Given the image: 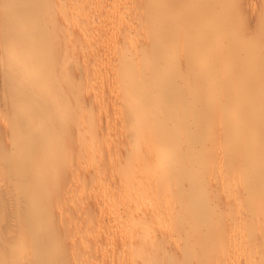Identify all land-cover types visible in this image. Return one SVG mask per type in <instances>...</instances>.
I'll return each mask as SVG.
<instances>
[{
	"label": "bare ground",
	"instance_id": "obj_1",
	"mask_svg": "<svg viewBox=\"0 0 264 264\" xmlns=\"http://www.w3.org/2000/svg\"><path fill=\"white\" fill-rule=\"evenodd\" d=\"M130 2L132 6H127L132 10L128 14L109 11L116 13H111L113 22L122 25L118 26L120 33L111 34L109 39L119 48V55L102 58L100 63L101 52L93 58L94 65L110 69L103 79L111 84L110 92L117 99V104L111 105V109L114 106L118 110L113 107L115 114L109 107L104 111L97 106L104 98L97 101L89 94L93 79L89 70L94 66L82 54L92 48L99 50L110 36L90 43L87 34L95 25L85 12L92 14L99 0H88L83 5L78 0H0V119H5L1 121L8 125L6 128L11 127L8 133L13 137H7V133L5 139L17 135L19 140L8 151L5 139L0 138V153L4 145L7 152L20 155L5 162L1 156L0 180L6 174L12 189L30 191L9 204L0 181V204L9 210H4L8 218L0 207V219L6 216L0 220V264H14L19 257L30 258L24 264H81L78 258L83 235L94 239L115 236L116 231L113 234L109 229L120 226L125 218L129 225L121 224L126 235L117 253L135 256L131 264H183L179 258L199 264L203 260L199 254L235 250L246 235L249 240L244 253H254H249L246 260L264 264V147L246 153L244 159L255 166L249 169L245 160H237L242 154L236 155V145L230 146L227 157L235 162L232 160L227 167L230 172L220 179L213 178L210 172L214 169L196 176L198 164L185 162V158L196 157L203 149L200 128L206 124L213 126L225 119L223 132L218 129L224 136L219 135L225 139L226 132H233L243 143L264 128V0ZM111 15H106L107 19ZM248 22L254 23L257 35L251 29L253 33L235 35L234 42V36L227 43L220 40L232 36L225 30L242 31L240 28ZM214 39L222 43L217 42L222 52L216 49L220 54L208 58L205 54L209 44L216 42H211ZM227 56H231L228 62L233 61L228 66ZM222 61H226L224 66ZM218 91L222 96L214 99ZM110 111L115 117L109 116ZM5 114L10 115L8 121ZM253 115L259 120L257 117L253 123L238 126L240 120ZM236 125L239 128L234 129ZM259 138L263 140L264 135ZM41 144H47L48 149L38 150ZM91 155L96 157L92 160ZM225 158H220L222 163ZM21 159L24 163L19 162ZM232 173L233 177L248 178L242 185L243 180L238 181L235 187L237 178L228 177ZM43 176H48V186H43L44 179L42 183L38 179ZM54 179L58 183L50 182ZM83 184L91 185L89 191L99 188L96 194L91 191L86 202H76L75 209L73 202L68 209L61 206L64 210L59 212L60 207L56 211L55 206L60 204L55 205L57 201L52 202L48 194L54 195L55 191L57 196V191H65L68 197L62 196L68 200L74 191L71 198L77 196ZM100 188L107 189L104 193L108 197L104 194L99 198L103 194ZM114 192L124 195H117L127 202H123V209H118L121 202L117 209L111 202ZM246 194L251 204L241 201ZM106 204L112 208L115 205L114 211L109 212ZM256 213L257 219L252 220L250 216ZM56 222L59 224L53 226ZM70 229L76 232L70 233ZM61 233L70 238L63 236L62 242L55 243L54 238ZM170 240H174L172 245ZM168 243L176 247L170 249ZM189 249L197 260L186 256L193 253ZM178 252L188 258L179 254L178 261L167 260Z\"/></svg>",
	"mask_w": 264,
	"mask_h": 264
},
{
	"label": "rangeland",
	"instance_id": "obj_2",
	"mask_svg": "<svg viewBox=\"0 0 264 264\" xmlns=\"http://www.w3.org/2000/svg\"><path fill=\"white\" fill-rule=\"evenodd\" d=\"M88 2V0H78V3L79 4H81V5H83V3H87ZM129 1V2H128ZM99 0V3H98V5H97V7H96V9L94 10V11H92V14H91V11L89 12V13H87V12H85L86 14L85 15H88V14H90V16H91V18H92V20H91V23H93V25H95L90 31H88V35H89V39H92L91 41H90V43L91 42H97V41H103L104 39H105V36H108V35H110V36H108V40L106 41V43L104 42V45H102V47L99 49V50H97V49H93L92 48V50L90 49L89 51H87V52H83L82 54H83V56H85V57H89V59H91V61H92V63H93V58H95L97 55H99V52H101V59L99 60V63L100 62H102V60H104V59H102V58H114V57H116V56H118L119 55V53H120V51H119V48H117L114 44H112L111 43V41L109 40L110 39V37H111V34L112 35H115V34H118V32L120 33V30L119 29H121L122 28V25H120V24H116V22H113V20L115 21V19H114V17H112V15L113 14H116V13H118V12H120L121 13V11H122V14H123V11H124V13L126 12L127 13V11L129 10V11H131L132 10V8L130 9V7H129V5L127 6V4H131V2L130 1H132V0ZM124 3V4H123ZM122 4V5H121ZM118 6H120V9H122V10H120L119 8H118ZM130 6H132V4L130 5ZM123 7V8H122ZM128 9H127V8ZM115 10L116 11V13H114V11L113 12H110L109 13V11H112V10ZM117 9H119V11H117ZM126 9V10H125ZM128 11V12H129ZM94 13V14H93ZM108 13V14H107ZM111 13H112V15H111ZM125 13V14H126ZM100 14V15H99ZM128 14V13H127ZM106 15H109V17H110V15H111V18L110 19H112V20H110V19H107V18H109V17H107ZM89 16V17H90ZM106 16V18H104ZM114 16V15H113ZM96 21H95V20ZM253 21H254V19L253 18H251ZM251 19L249 20V21H251ZM97 22V23H96ZM96 23V24H95ZM112 23V24H111ZM248 23H250L249 25H247V23H246V25H244V27L242 28H240V29H243L242 31L240 30V31H238L237 32V29H236V31L235 30H233L232 32H231V30H230V32L228 33V31L227 30H225L226 32H227V34H232V36L231 35H228V36H231V37H228V38H226V39H220L223 43L225 42V43H227V42H229V41H231L232 39V37L234 36V39L232 40V42H234L235 41V38L237 37V36H239V35H242V36H244V35H246V34H244L245 32H247V33H249V32H252L253 30L255 31L256 29L254 28H252V27H254V23H252V22H248ZM98 24V25H97ZM256 25H258L257 23H255ZM116 26V27H115ZM118 26H120V27H118ZM259 26V25H258ZM256 27V26H255ZM260 28L261 27H263L262 25L261 26H259ZM252 29V31H249V30H251ZM259 29V28H258ZM262 29V28H261ZM223 31H224V28L222 29ZM239 30V29H238ZM264 30V29H263ZM224 31V32H225ZM253 31V32H254ZM105 32H106V35H104L105 34ZM110 34H109V33ZM252 32V33H253ZM108 33V34H107ZM255 33H256V35H257V31H255ZM238 34V35H237ZM250 34V33H249ZM197 35H200L199 33L197 34ZM235 35H237L236 37H235ZM253 35H255V34H253ZM241 36V37H242ZM258 36H259V34H258ZM258 36H256V37H258ZM227 37V36H226ZM240 37V36H239ZM103 38V39H102ZM263 38H264V35H263ZM261 39H262V36H261ZM260 39V40H261ZM224 40V41H223ZM263 41H264V39H262ZM214 41H216V42H214ZM263 41H261L262 43H263ZM211 42H214V44L213 43H211ZM210 43L211 44H209V49L207 50V52H206V57H208V58H210V57H215L214 55L217 53V50H218V47H219V45H220V43L221 42H219V40H212ZM217 42L219 43V45L217 44ZM207 44V45H208ZM222 44V43H221ZM212 48H211V47ZM215 46V49H213V47ZM216 46H217V48H216ZM233 46H234V44H233ZM263 47H264V45H263ZM251 48V47H250ZM213 49V50H212ZM217 49V50H216ZM221 49V48H220ZM264 49V48H263ZM218 51H220V50H218ZM236 51H238V50H235V53H238L239 51V53H243V51L239 48V51L238 52H236ZM242 51V52H241ZM220 52H222V51H220ZM220 52L218 53V55L220 54ZM234 52V51H233ZM229 53V54H228ZM227 53V55H230L231 53L230 52H228ZM238 53V54H239ZM208 54V55H207ZM234 54V53H233ZM232 54V55H233ZM210 55V56H209ZM217 55V54H216ZM217 55V56H218ZM231 55V56H232ZM234 55H237V54H234ZM104 56V57H103ZM231 56H227V62L226 61H222L223 62V66H224V62H226L225 64H226V66H228L227 65V63L229 64V63H231V62H233V61H230V62H228L229 60H231V58H229V57H231ZM235 57V56H234ZM234 57H232V60H233V58ZM229 58V59H228ZM223 59H225L226 60V57L225 58H223ZM95 61V60H94ZM233 64V63H232ZM92 65V64H91ZM91 65H90V67H91ZM231 65V64H230ZM94 66V67H93ZM93 68L92 69H90L88 72L91 74V78H93V79H91V81L89 82L90 83V86H88V88H89V94L94 98V99H96L97 101H100V99H103L104 100V102H101L100 101V103H97V106H100V108L102 107L103 108V110L104 109H106V108H110L111 109V105H116L117 103V99H115V98H113V95H112V92H110V90H111V84H108V82H107V80H104L103 78L106 76V75H108L109 74V71H110V69H108L107 68V66H102V67H100L99 68V66H96V65H94V63H93ZM225 66V67H226ZM98 67V68H97ZM247 69V68H246ZM91 70H92V72H91ZM166 72V71H165ZM88 73V74H89ZM89 74V75H90ZM93 74V75H92ZM96 74V75H95ZM94 76H95V78H97V80L94 78ZM95 79V80H94ZM93 81V82H92ZM88 83V84H89ZM115 84V83H114ZM92 86V87H91ZM87 88V89H88ZM86 91H88V90H86ZM92 93V94H91ZM218 93V94H217ZM217 94V95H216ZM110 96V97H109ZM214 99H219L221 96H222V93L221 92H216V93H214ZM213 98V97H212ZM116 103V104H115ZM94 104V107L96 106V103L94 102L93 103ZM113 106V107H114ZM113 107H112V109H111V111L112 112H114L116 109H115V107H114V109H113ZM102 108H101V110H102ZM108 108V109H109ZM109 109V110H110ZM104 111H106V110H104ZM110 111V117H111V115H112V112ZM116 111H118V110H116ZM115 111V112H116ZM114 112V113H115ZM7 113V112H6ZM9 113V112H8ZM114 113H113V115H114ZM9 114H11V113H9ZM9 114H7V115H9ZM116 114V113H115ZM6 114H5V116H6V120L8 121V119L10 118V115L9 116H7ZM12 115H13V113H12ZM112 115V117L111 118H113V117H115V116H113ZM258 117V116H257ZM256 117V118H257ZM2 119H0V122L1 123H3L1 120H5V119H3V117H1ZM256 118H254V115L253 116H250L249 118L248 117H246V118H243L242 120H240L241 122L239 123V125L238 126H240L241 124H245V125H247V123H253V121H256L257 119L259 120V117L256 119ZM246 119V120H245ZM225 122V119H223V120H221V121H219V124L218 123H216V124H213V126H212V124L211 125H208V124H206V125H204L202 128H200L201 130V134H202V136H201V141H203L202 143H203V149L202 150H205V151H203L202 153L204 154H206V155H202L201 154V151L202 150H200L199 152L200 153H198L201 157H197V156H199L198 154H195V155H197L196 157L194 156V155H192L191 157H187V158H185V162H187V163H189L188 165H190V164H193L194 163V165L196 166L197 164H198V166H197V168L198 167H200V168H198L197 169V172H196V176H198V175H200V174H202V173H204L205 174V172L206 171H208L209 172V170L210 171H212L213 169V171L212 172H210L211 174H213V178L214 177H220V178H222V175H225L226 176V174H228L227 172H230L229 171V168H228V170H227V167H229V165L231 164L232 165V160L233 159H231V161H229V159L230 158H228L229 156V154L228 153H226L227 152V150L229 149V147L230 146H235V147H233L234 148V150H236V149H239V153H237L236 155H238V154H242L241 156H237V160L238 161H240V163H243V162H245L246 160L244 159V156H246V153L248 152V151H251L252 149H259V148H261L260 150H262V148L264 147V145H263V142H264V138H263V140H262V138H259V137H262L264 134V128H262L261 129V132L260 133H258L259 135V137L258 136H256V135H254L253 137H251L250 139L251 140H249V141H251V142H249L248 141V143H247V141L245 142V143H247V144H245V143H243V142H241L242 140H241V138H240V136L239 135H237L236 133H233V132H231L230 134L228 133V132H226V136H225V139H224V137L222 138L219 134H221V135H223L224 136V133L222 134V133H220V131L222 130V132H223V129H222V123L223 122ZM5 122V121H4ZM221 122V123H220ZM0 123V126H2V124ZM7 123V122H6ZM243 124V125H244ZM5 126H8V125H6L5 124ZM4 126V123H3V126L2 127H0V138L1 139H5L6 137H5V135L8 133V131H9V128H11V127H5ZM207 126H208V128H207ZM220 126H221V128H220ZM237 125L236 126H234L233 128L234 129H237V128H239ZM242 126V125H241ZM4 127V128H3ZM206 127V128H205ZM2 128V129H1ZM202 129H203V131H202ZM205 129V130H204ZM209 129H211V131H213V132H211V131H209ZM215 129V130H214ZM220 131H219V130ZM11 130V129H10ZM108 130V129H107ZM4 131V132H3ZM31 131H33V130H31ZM105 131H106V129H105ZM204 131L207 133H204ZM263 131V132H262ZM208 132H209V134H208ZM3 133H5V134H3ZM31 133H33V134H31ZM29 134H31V135H35L34 134V132H30L29 131ZM204 134H206V135H204ZM8 136L7 137H9V135H11L12 136V134H10V132L7 134ZM11 136H10V139H5L4 140V142H3V144L4 145H6V147H13L15 144H17L16 143V141H19L18 140V138H15L17 135H15L14 136V139L13 138H11ZM204 136V137H203ZM220 136V138H218ZM230 136V137H229ZM239 136V137H238ZM4 137V138H3ZM13 137V136H12ZM18 137V136H17ZM204 140H203V139ZM217 138L219 139L218 140V143H217ZM222 138V139H221ZM240 138V139H239ZM12 139V140H11ZM254 139V140H253ZM256 139H258V142L260 141V140H262L261 142L262 143H260L259 142V144L257 143V140ZM232 140V141H231ZM255 141V142H254ZM6 142V143H5ZM205 142H206V145H204L205 144ZM236 142V143H235ZM240 142L241 143H243L244 145H241L240 144ZM15 143V144H14ZM106 143H108V140H107V142H105V146L107 145ZM208 143V144H207ZM220 143V144H219ZM237 143L239 144V145H237ZM252 143H253V145H252ZM257 143V144H256ZM216 144V145H215ZM224 144V145H223ZM255 144V145H254ZM3 145V150H2V152L0 153V159L3 161V159H4V162L5 161H11V158L13 159V158H18L20 155L18 154V151H17V154L19 155V156H16L15 155V152L14 151H12V152H7V150L9 151V150H11L10 148L8 149L7 148V150L4 148L5 146ZM43 144H41L39 147H41V149L39 148L38 150H41V151H44L45 149L47 150L48 148V146L46 147V145L45 146H42ZM16 146V145H15ZM255 146V147H254ZM258 146V147H257ZM11 147V148H12ZM46 147V148H45ZM243 147V148H242ZM14 148V147H13ZM205 148V149H204ZM220 148H221V150H220ZM233 148H230V150H229V153H230V151H231V149H233ZM236 148V149H235ZM252 148V149H251ZM241 151H243V152H241ZM263 151H264V149H263ZM13 152H14V154H13ZM226 153V154H225ZM2 154V155H1ZM1 156L3 157V159L1 158ZM100 156H101V154H100ZM224 156V157H223ZM228 156V157H227ZM10 157V158H9ZM92 157H96V155L95 156H93V155H91L90 156V158L92 159ZM208 157V158H207ZM225 158V157H227V158H225L224 159V162L222 163L221 161L222 160H220V158L221 159H223V158ZM238 157L240 158V160L238 159ZM243 157V158H242ZM89 158V159H90ZM99 157H97V159H98ZM101 158V157H100ZM195 158V159H194ZM94 159V158H93ZM92 159V160H93ZM198 159V160H197ZM202 159V160H201ZM227 159H228V161H227ZM15 159H13L12 161H14ZM220 160V161H219ZM236 160V159H235ZM241 160H242V162H241ZM245 160V161H244ZM20 161H22V159L21 160H19V162ZM95 161H96V159H95ZM200 161V162H199ZM23 162V161H22ZM21 162V163H22ZM195 162H197V163H195ZM199 162V163H198ZM204 162V163H203ZM206 162V163H205ZM222 164H221V163ZM229 162V163H228ZM231 162V163H230ZM235 161L233 160V163H234ZM24 163V162H23ZM210 163V164H209ZM216 163H220L218 166L216 165ZM228 163V165H226ZM246 164L245 165H247V167L246 168H251V169H254L255 168V166H254V164L252 163V165H251V163H249L248 164V159H247V161L245 162ZM223 164H225L224 166H223ZM199 165H201V166H199ZM223 166L224 168H225V166H226V168L224 169L223 167H221V169L219 168V166ZM249 165H251V167H249ZM217 166V167H216ZM242 167V166H241ZM240 167V168H241ZM253 167V168H252ZM206 168V169H205ZM216 168V169H215ZM223 168V169H222ZM239 168V169H240ZM243 168V167H242ZM256 168H258V167H256ZM108 170V169H107ZM107 170H105V171H107ZM237 170H238V168H237ZM220 171V172H219ZM227 171V172H226ZM102 172H100V174H101ZM198 173V174H197ZM226 173V174H225ZM103 174V173H102ZM207 174V173H206ZM211 174H209L211 177H212V175ZM203 175V174H202ZM48 176H43V177H41V178H38V179H40V180H45V182L46 183H43V184H45V185H43V186H48V179H46ZM229 178H233L234 179V177H235V179L236 180H234L235 182H236V184L234 185L233 183L231 184V185H229L231 188L233 187V185L235 186V187H237V184H238V181H240V180H243V181H240V182H242V183H240L241 185L242 184H244L243 182L245 181V179H247L245 176L244 177H242V178H240V177H237V175H235L234 177H233V173L230 175V176H228ZM2 179L0 180L1 181V187H3L2 189L3 190H5L6 191V201H9V202H7V203H9V204H12V200H14V198L16 197H19V196H24V194L26 195L27 194V192L29 191V190H27V189H25V188H20V187H17V188H14V189H12L13 187H12V185H9L10 184V182H9V180H8V177L6 176V174L4 175V176H2L1 177ZM219 178V179H220ZM232 179V180H233ZM40 180H38V181H40ZM44 180L43 181H41V183L42 182H44ZM58 183V179H54L53 181H50V182H52V183H56V182ZM234 182V183H235ZM226 184H227V182H226ZM49 185H54V184H49ZM56 185V184H55ZM49 186V187H56V186ZM10 186H11V188H10ZM85 186V187H84ZM227 187H228V184L226 185ZM83 187V188H82ZM82 187L80 188H78L77 189V196H74V198H71V197H73V195H75V191H74V193L72 194V196H70L69 198H71V199H69V198H67L68 200H66V198H65V195L68 197V194H66V192L64 191V193H59V191H57V193L59 194H57L56 193V195L57 196H55V191H53V190H49L48 189V191H53L54 193V195H51V194H48L49 195V197L51 198L52 197V199H53V201L52 202H54L55 203V201L54 200H56L57 202H56V204L55 205H59L60 204V206H55L54 205V203H53V205L55 206V208H56V211H58V209L61 207V206H64L65 207V209H68L69 208V205H71V203H73L74 204V209L76 208V204L77 205H79V204H82L83 203V201L84 200H87L88 199V195H92L98 188H99V186H97L96 188V190H95V187H93V189L91 190V191H89V189H91L90 187H91V185L89 186L88 185V187H86V185H82ZM104 187L105 186H103V189H104ZM226 187V190H228V188ZM234 187V188H235ZM33 189H34V187H32ZM107 188H110V187H107ZM9 189V190H8ZM11 189V190H10ZM32 189V190H33ZM80 189H82V190H80ZM102 188H100V191L101 190H103ZM223 189H225V187L223 188ZM230 189V188H229ZM25 190V191H24ZM35 190V189H34ZM56 190V189H55ZM78 190H80L79 192H78ZM105 190H107L106 188H105ZM105 190H103V194H102V192H101V194H100V197H99V193H98V197L99 198H104V196L105 195H107V194H105L104 193V191ZM110 190L111 191H113L114 189L113 188H110ZM225 190V191H226ZM35 191H37V189L35 190ZM35 191H32V193H34ZM108 191H109V189H108ZM107 191V192H108ZM11 192V193H10ZM14 192V193H13ZM30 192V191H29ZM51 192H48V193H51ZM81 192V193H80ZM88 192H90L89 194H88ZM79 193V194H78ZM9 194V195H8ZM11 194V195H10ZM14 194V195H13ZM62 194H65V195H63L62 196ZM82 194V195H81ZM94 194H96V193H94ZM105 194V195H104ZM114 194L116 195V196H114V198L115 197H117V195L118 196H121V195H119V193H115L114 192ZM60 195L62 196V197H60ZM104 195V196H103ZM109 195H111V193L109 194ZM122 196H124V195H122ZM121 196V197H122ZM57 197V198H56ZM89 197H91V196H89ZM106 197H108V195L106 196ZM105 197V198H106ZM121 197H117L116 198V200H114V198L111 200V202H114L113 204H115L116 205V209H117V204L119 205L120 204V202H121V204L123 205V206H120L119 205V207H118V209L120 208V209H123L122 207H124V204H123V202L124 203H127V202H125L126 200H125V198L124 199H122ZM245 196H243L242 197V199H241V201L243 200L244 201V204H251V197H249V195L248 194H246V197H245V199H243ZM250 199H249V198ZM61 198H63V201H60V199ZM65 198V199H64ZM122 200H121V199ZM12 199V200H11ZM51 199V200H52ZM89 200V199H88ZM123 200H125V201H123ZM11 201V202H10ZM62 204H61V203ZM76 202H79V203H76ZM80 202H82V203H80ZM84 202H86V201H84ZM49 203H50V205L52 206V203L49 201ZM76 203V204H75ZM109 204H110V201L108 202ZM6 204V203H5ZM67 204V205H66ZM242 204H243V202H242ZM4 205V204H3ZM2 205V206H3ZM115 205H112L113 206V208L111 207V205H108V204H106V206H107V208L106 209H108L109 210V212H111L112 210L114 211V209H115ZM2 206H1V204H0V207L2 208ZM5 206V205H4ZM67 206H68V208H67ZM105 206V207H106ZM244 206V205H243ZM245 206H247V208L250 206V205H245ZM244 206V207H245ZM58 207V208H57ZM70 207H72V206H70ZM251 207V206H250ZM3 209V213L6 211H9V210H5V207H3L2 208ZM72 209V208H71ZM112 209V210H111ZM1 210V209H0ZM5 210V211H4ZM60 210H64L63 209V207H61L60 209H59V212H60ZM107 211V210H106ZM112 211V212H113ZM58 212V213H59ZM102 212L104 213V214H106L107 212H105V209H102ZM108 212V213H109ZM103 213H101V214H103ZM108 213H107V215H108ZM5 214V213H4ZM9 214V213H8ZM8 214H5L7 217H8ZM33 214V213H32ZM35 214V213H34ZM110 214V213H109ZM4 215V216H5ZM4 216H2L1 217V219L0 220H2V218L4 217ZM6 216H5V218H6ZM257 216V213H256V215L254 216V214H252L250 217H251V219L253 220V218L254 217H256ZM249 217V218H250ZM4 218V219H5ZM9 218V217H8ZM258 218H259V216H258ZM3 219V221H5V220H7V219H5L4 220ZM126 219V218H125ZM124 219V222H126V225H129V222H127L126 220ZM250 219V220H251ZM255 219V218H254ZM257 219V218H256ZM255 219V220H256ZM8 221V220H7ZM124 222H122V223H124ZM59 224V222H56L53 226H57L56 224ZM122 223H120V226L119 225H115V226H113L112 228L113 229H109V231H111L112 230V232H113V230H115L116 231V233H115V231L113 232V234L115 233L116 235L115 236H111V235H106V237H102V236H100V237H97L96 239H94L92 236L90 237V238H88V236H84L83 234V239L79 242L80 243V255H79V258H78V260H79V262L81 263V264H131L132 263V261H134V259H135V256H130L129 258L128 257H125V256H123V255H121V254H118L117 253V251H118V248H119V246H118V244H119V242L121 241V238L122 237H124L126 234H125V231L123 232L122 230H123V227H122ZM164 223H162V225H163ZM123 225H125V224H123ZM165 225H167L166 223H165ZM164 226V225H163ZM115 227V228H114ZM119 227H121V228H119ZM75 228V230H76V227H74ZM70 230H71V232H70ZM69 230V232L70 233H72V231H73V233L74 232H76V231H78L79 230V228H77V230L75 231L74 229L72 230V229H70ZM80 231V230H79ZM120 231V232H119ZM119 233H121V234H119ZM66 234H69V233H66ZM88 235H90V234H88ZM61 236V238H59ZM64 236V237H63ZM245 236V235H244ZM62 237L64 238V239H66V238H70V237H68V236H66L65 237V234L64 235H62V233L61 234H59V235H57V238L55 237L54 239H55V241H56V239H57V241L55 242V243H57L58 241H61V239H62ZM85 237V238H84ZM87 237V238H86ZM247 237V235L243 238V236L241 237V241H242V245L240 244V245H238V247H236V249L234 250H224V251H221V252H216V253H214V252H211V253H205V254H199V256H198V258H200L202 261L201 262H199V264H205L204 262H208V261H206V260H210V263L211 264H216V263H220V264H245L246 262H248L246 259H248L247 258V256H248V254L249 253H251L250 255H252L253 256V252L252 251H250V252H248V253H244V251L246 250V248H248V241H246L247 239H248V237ZM54 239L52 240V243L54 244ZM63 239V240H64ZM243 239V240H242ZM62 240V241H63ZM249 240V239H248ZM61 241V242H62ZM118 241V242H117ZM171 241V245L173 244V242H174V240H170ZM230 241H234L233 239H230ZM176 242V241H175ZM113 243V244H112ZM170 243V242H169ZM168 243V244H169ZM113 245V246H112ZM170 244H169V246L171 247H169L170 249H174L173 247H176V244L174 245V246H171ZM177 245H178V242H177ZM241 246V247H240ZM113 247V248H112ZM246 247V248H245ZM95 249V250H94ZM192 249H189V251H191ZM188 250L186 251V253L184 254V253H182V254H184V255H186V254H188V252H189ZM229 251V252H228ZM234 251V252H233ZM247 251V250H246ZM192 252H193V250H192ZM214 253V254H213ZM242 253H244V255L242 254ZM176 254V255H175ZM175 254H173L174 256H172V255H170V256H168V257H166L167 258V260H168V258L170 259L169 261H171V259L173 260L174 258H175V261H178V258L180 257V255H181V257H183V259H185V258H188V257H184V255L182 256V254H180V252H178V253H175ZM180 254V255H179ZM190 254H194V252L193 253H191V252H189V255H186V256H191ZM232 254V255H231ZM245 254H246V256H245ZM179 255V257H177ZM194 256H195V254H194ZM228 256V257H227ZM241 256V257H240ZM192 257V256H191ZM195 257H197V256H195ZM248 257H250V256H248ZM132 258H134V259H132ZM194 257H192L191 259H192V261H195V260H197V258H194ZM26 260V261H25ZM27 260H30V258H24V257H19V259H15V260H13V261H15L14 262V264H24V263H26L27 262ZM212 260V261H211ZM251 260H254V259H250V261ZM179 261H181V262H183V264H188V262H189V264H191V262L190 261H184V260H182L181 258H179ZM246 261V262H245ZM248 262V264H256L254 261H252V262ZM196 262V261H195ZM193 262L194 264H197L198 262ZM216 262V263H215ZM222 262V263H221ZM178 264H180V262L178 263ZM208 264H209V262H208ZM247 264V263H246Z\"/></svg>",
	"mask_w": 264,
	"mask_h": 264
}]
</instances>
